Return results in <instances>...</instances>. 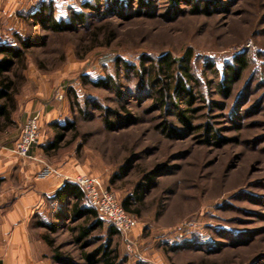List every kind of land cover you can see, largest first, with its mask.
<instances>
[{"label":"rangeland","instance_id":"374dc122","mask_svg":"<svg viewBox=\"0 0 264 264\" xmlns=\"http://www.w3.org/2000/svg\"><path fill=\"white\" fill-rule=\"evenodd\" d=\"M43 1L27 2L25 10L29 14ZM50 1L57 18L76 12L85 13L87 21L65 33L21 22L19 14L8 22L4 39H14L18 31L38 41L27 51L20 78L12 74L18 84L15 124L0 141L7 137L17 143L23 125L35 115L44 142L55 134L51 123L72 120L77 131L68 134L56 155L47 157L40 149L39 164L66 176L99 177L119 201L138 188L145 189V198L131 243L110 236L107 220L103 229L79 241L84 219L63 221L56 233L32 225L40 259L63 264L53 259L58 254L65 264H102L97 255L107 247L117 250L116 264H264V0L131 2L122 16L81 6L94 0L45 2ZM111 1L101 0L104 7ZM102 26L116 39L110 46L100 39L94 48L91 35ZM189 50L200 78L197 89L191 88L194 99L188 104L179 98L178 108L169 103L160 110L149 84V60L179 59ZM241 55L248 69L226 94L225 68ZM117 58L138 72L128 76L118 70ZM107 75L116 79L117 89L84 83ZM72 97L81 104L95 98L107 112L89 109L85 118L72 108ZM106 116L120 122L115 131L106 128ZM165 126L173 133L166 134ZM146 172H154V180L148 182ZM42 234L55 248L40 240Z\"/></svg>","mask_w":264,"mask_h":264},{"label":"trees","instance_id":"16d2710c","mask_svg":"<svg viewBox=\"0 0 264 264\" xmlns=\"http://www.w3.org/2000/svg\"><path fill=\"white\" fill-rule=\"evenodd\" d=\"M46 1V0H45ZM40 7L27 14H19L21 22H31L36 27H42L45 30L54 33L70 32L76 25H84L87 21L85 13H73L68 19H59L56 17L54 2H45ZM95 3L83 2L82 7L84 10L94 11L99 13L101 10L107 12H116L122 16L123 9L131 2L139 4H147L151 0H112L107 7L103 6L101 0H94ZM98 1V2H97ZM174 5L180 3H193L192 0H171ZM14 39H5L0 43V135L6 132L11 126L15 124L13 114L17 109L16 97L18 94V84L12 74L16 78H20L19 68L24 66L27 51L37 44L38 37L31 38L30 35H22L20 32H14ZM100 39L105 40L106 44L103 46H110L116 39L112 30L106 26L97 29L91 35V42L94 48L98 47L97 43ZM193 52L189 50L186 55L179 59H173L170 55L158 59L149 60L150 65L148 69L151 71L152 79L149 84L151 91L156 96V104L160 110L164 109L171 103L175 108H178V99L186 98L188 104L192 103V89L198 87L200 78L195 76L193 71ZM116 67L118 70L123 68L129 76L130 73L138 72L135 66L129 65L126 61L120 58L115 59ZM145 59L141 60V67L146 70ZM236 65V66H234ZM249 64L244 55L235 56L233 63L227 65L225 71L230 78L226 86L223 85L222 89H227L228 86L240 81L244 72L248 69ZM212 73V71H211ZM217 74V71L214 72ZM115 78L112 75H107L98 80L86 78L84 83L92 86L94 89H117ZM227 80V79H226ZM192 88V89H191ZM152 95V94H150ZM122 96V94H121ZM72 108L75 111L87 118L89 116V109L103 111L106 114L108 108H103L102 104L95 98L88 97L83 104L79 103L77 97H72ZM180 119L184 125H188V118L184 114H180ZM120 120V118L118 119ZM120 122L110 120L106 116L105 126L110 131H115ZM51 127L54 128L55 134L53 138L46 140L41 144L40 149L44 155L51 157L56 155L66 142L69 133L76 132L77 127L74 121L67 120L64 123L53 122ZM165 133H173L171 127L165 126ZM123 172V171H122ZM121 174L120 171L115 173L110 179V185H115L116 178ZM145 177L147 181L151 182L155 178L154 172H146ZM111 186H107L109 189ZM145 198V189L138 188L131 191L123 199L120 200L122 208L129 214L137 217L140 214L138 207L142 205ZM47 207L42 212L36 214L33 218V227L37 229H45L51 233H56L62 226L63 221H80L85 220L82 226L78 227L79 236L77 240H84L92 235L93 229H103L105 219L99 216L95 208H93L87 201L85 193L74 182L68 181L62 185L53 196L46 199ZM109 235H120L117 228L111 225L108 228ZM40 240L49 248H55V243L47 234H42ZM99 262L102 264H116L118 260L117 250L108 249L107 247L101 248L98 255ZM53 259L58 263H63L62 258L55 254Z\"/></svg>","mask_w":264,"mask_h":264},{"label":"crops","instance_id":"0c3cea01","mask_svg":"<svg viewBox=\"0 0 264 264\" xmlns=\"http://www.w3.org/2000/svg\"><path fill=\"white\" fill-rule=\"evenodd\" d=\"M30 1L0 0V43L5 40L8 22L27 13L25 6ZM6 138L0 141V264H45L31 237L32 221L47 207L46 199L66 182L37 179L42 167L37 160L44 140L40 139L32 150L37 160H24L12 152L16 142Z\"/></svg>","mask_w":264,"mask_h":264},{"label":"built area","instance_id":"2783aa9c","mask_svg":"<svg viewBox=\"0 0 264 264\" xmlns=\"http://www.w3.org/2000/svg\"><path fill=\"white\" fill-rule=\"evenodd\" d=\"M59 99H62V96H59ZM39 119V115L32 116L23 125L21 135L12 149L15 156L24 160H37L32 155V148L39 144L41 136ZM50 178H55L64 183L71 181L77 184L85 193L88 203L96 209L99 216L117 228L126 241L132 242L130 238L133 237L139 220L122 208L116 195L105 186L101 178L84 174L66 176L59 169L48 165L42 166L37 173V179L47 180ZM128 248L132 251L130 246Z\"/></svg>","mask_w":264,"mask_h":264}]
</instances>
